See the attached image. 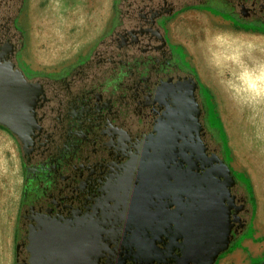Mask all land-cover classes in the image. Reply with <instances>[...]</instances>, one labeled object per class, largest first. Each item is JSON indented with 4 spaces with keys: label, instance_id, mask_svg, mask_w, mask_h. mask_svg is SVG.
I'll return each instance as SVG.
<instances>
[{
    "label": "flooded vegetation",
    "instance_id": "flooded-vegetation-1",
    "mask_svg": "<svg viewBox=\"0 0 264 264\" xmlns=\"http://www.w3.org/2000/svg\"><path fill=\"white\" fill-rule=\"evenodd\" d=\"M25 2L0 0V119L17 131L0 129L23 170L15 264H209L229 239L218 264L242 245L254 215L246 176L165 24L219 3L264 32V0H115L109 39L59 72L23 61Z\"/></svg>",
    "mask_w": 264,
    "mask_h": 264
},
{
    "label": "rangeland",
    "instance_id": "rangeland-1",
    "mask_svg": "<svg viewBox=\"0 0 264 264\" xmlns=\"http://www.w3.org/2000/svg\"><path fill=\"white\" fill-rule=\"evenodd\" d=\"M102 4L107 5L105 17L109 19L113 12L112 0H26L19 18L25 38L23 61L37 71L59 72L67 71L69 67L89 59L99 40L111 30L105 31L106 25H99L102 24ZM225 8L219 3H210L187 9L170 17L165 26L170 38L180 44V59L186 61L185 67L191 66L202 82L206 91L204 95L206 94L208 118L215 138L224 146L227 160L231 161L232 165L237 161L240 168L233 167L246 176L244 185L250 196L253 220L247 229V238L242 242L243 246H237L238 240L231 248L233 250L237 246L233 251L241 249L249 264H262L264 228L255 224L258 198L252 171L264 179V91H236L235 78H241L249 69L244 71L238 60L236 69L231 70L225 57H242L239 49L241 45L238 44L240 38L235 36L236 34L264 39V32L241 28ZM178 17L181 21L176 26L177 32L188 45L173 37L171 24ZM117 19L118 16L113 19L110 28L117 24ZM230 20H233L232 23ZM96 22L100 28L94 27ZM103 31L105 33L98 38ZM231 32H234L233 36ZM82 37L85 41L80 48L81 52L76 55L77 58L64 55L71 48L70 40L76 41ZM31 41L37 48L35 53L31 52L34 55L32 57L36 58L35 64L29 60L28 55ZM247 45L252 46L248 43ZM63 60L65 63H60ZM259 62L257 73L263 74L262 78L260 76V87L264 90V52ZM241 98L247 102L250 100L252 105L249 108L244 106ZM20 152L18 141L7 131L0 129V264H15V233L23 184ZM252 239L263 250L253 252L250 247V243L254 244Z\"/></svg>",
    "mask_w": 264,
    "mask_h": 264
},
{
    "label": "crops",
    "instance_id": "crops-1",
    "mask_svg": "<svg viewBox=\"0 0 264 264\" xmlns=\"http://www.w3.org/2000/svg\"><path fill=\"white\" fill-rule=\"evenodd\" d=\"M103 6H104L105 9H103ZM103 6H100L101 11H103L100 14V15H102L101 20H100V22L102 24L97 23L98 22L97 21L94 27L100 28L99 25L102 27L105 24L106 25L105 26L106 27L105 28V31H106V29H110V25L112 24V21H113V19L115 17V13H116L115 0H112V9H113V12H112V16L109 19H107L105 17L106 16V13H107V11H106L107 5L106 6L103 5ZM191 11H200V10H191ZM207 14H209V13H207ZM180 17H178L177 19L174 20L172 27L174 28V32H175L176 38L179 39L180 43L185 44V45H188V42L184 41V39H182L179 36V33L177 32L178 30H177L176 26L181 21L179 19ZM82 22H83V20H82ZM105 31L101 32V34L99 35L98 38H100L102 36V34L105 33ZM232 33H234V32H231V36H233ZM81 34H82V32L80 33V35ZM88 34H89V32H88ZM88 34H86V36H88ZM235 36H238L240 38V39H238L239 40L238 41V44L241 45L239 47V49H240L241 55L243 57L242 59L249 66V68H248L249 71H246L245 73H243L241 75L242 76L241 78H238V77L235 78V85L237 86L235 90L236 91H239V92H242V93H244L246 91L247 92H255V93H257V91L258 92L259 91H264L263 89H261V87L259 85L261 83V81H262L261 78H262V75L263 74H261L260 72L257 73V71H259L258 68H257L258 65H259V63H260L259 61H260V58L263 56V52H264V39L250 37L248 35L247 36H244V35H239V34H236ZM84 37H82L81 39H77L76 41L70 40V46H71V48L64 55H66L67 57L68 56H75V58L74 57L73 58L76 59L77 58L76 55L81 52V49L80 48L84 44V41H85V40H83ZM95 41H93V44L95 43ZM30 43L31 44H29V49H28L29 60L32 61L35 64L36 58H33L32 57L34 55L31 52H34V50L37 49V48H35L36 45L34 46V43L32 41ZM247 43L248 44H251L252 46H248ZM85 51L87 52V49ZM225 59H226V64L230 67L231 70L236 69V67L238 66V63H237V61L239 60L238 57L237 58L236 57L234 58L232 56H229L228 58L225 57ZM60 63H65V60L61 61ZM65 65H63V66H65ZM252 71H254V72H252ZM243 76H245V77H243ZM260 76H261V78H260ZM248 77L249 78H252V79H249ZM249 81H250V83H249ZM254 86H256V88ZM258 87H260L259 90H258ZM240 100L242 101L243 105L244 106H247L248 108L252 105L250 103V100H249V102L245 101L244 98L243 99L241 98ZM233 166L236 169L240 168V166H239V164H238L237 161L233 162ZM252 180H253V185H254V188H255V194H256V197L258 198V208H257V214H256L255 224H256L257 227L264 228V179H262L258 173L252 171ZM252 243H254V240L253 239H252ZM250 245H251L250 246L251 249L255 253H258L261 250H263V248L261 249V247L256 242L254 244H251L250 243ZM242 246H243V244H242ZM218 264H249V261L248 260H245V254H244V252L241 249H238V250H235L233 252H230V253L226 254L224 257H222L219 260Z\"/></svg>",
    "mask_w": 264,
    "mask_h": 264
},
{
    "label": "water",
    "instance_id": "water-1",
    "mask_svg": "<svg viewBox=\"0 0 264 264\" xmlns=\"http://www.w3.org/2000/svg\"><path fill=\"white\" fill-rule=\"evenodd\" d=\"M0 122L3 123L4 125L8 126L9 128L17 131V129L15 128L16 125H17V123L10 122V119H6V118H4V120L3 119H0ZM14 124H16V125H14ZM22 124L23 123H21V124L18 123V126H20ZM225 242L226 243H225V245L223 247L216 248V250L214 251V253H212V255H211V258L212 259H211V261L208 262L209 264H214L215 261H216V258L218 257V255L221 252L225 251L229 247V243H230L229 242V239L227 241H225ZM262 264H264V262Z\"/></svg>",
    "mask_w": 264,
    "mask_h": 264
},
{
    "label": "trees",
    "instance_id": "trees-1",
    "mask_svg": "<svg viewBox=\"0 0 264 264\" xmlns=\"http://www.w3.org/2000/svg\"><path fill=\"white\" fill-rule=\"evenodd\" d=\"M122 1L123 0H117V7L120 6V4H121ZM126 1L127 0H125V2ZM187 9H189V6L182 8V10H187ZM109 37H110V33H108L107 35H105L104 37H102L101 40H99V42L96 44V47L94 48V51L97 50L99 48V46H101L105 41H107L109 39ZM223 132H225L224 129H223Z\"/></svg>",
    "mask_w": 264,
    "mask_h": 264
},
{
    "label": "bare ground",
    "instance_id": "bare-ground-1",
    "mask_svg": "<svg viewBox=\"0 0 264 264\" xmlns=\"http://www.w3.org/2000/svg\"><path fill=\"white\" fill-rule=\"evenodd\" d=\"M263 57V56H262ZM237 58V57H236ZM243 57H240V56H238V59H239V61H240V67H242V69H244V71H246L247 70V68H249V66L243 61V59H242ZM255 59V58H254ZM262 66V65H261ZM263 71V70H262ZM242 72V71H241ZM251 73V72H250ZM248 74V73H247ZM257 74V73H256ZM260 75V74H259ZM243 77H245V76H243ZM253 77V76H252ZM258 77V76H257ZM256 77V78H257ZM249 78V77H248ZM249 79H252V78H249ZM252 82V81H251ZM255 82V81H254ZM262 82V81H261ZM263 82H264V80H263ZM249 83H250V81H249ZM238 84V83H237ZM263 84V83H262ZM240 85V84H239ZM258 85V84H257ZM260 85V84H259ZM245 86V85H244ZM240 87V86H239ZM238 87V88H239ZM243 87V86H242ZM255 88H256V86H254ZM262 87V86H261ZM185 89V88H184ZM260 89V87H258V90ZM244 92V91H243ZM247 92V91H246ZM258 92V91H257ZM240 93H242V92H240ZM261 93V92H260ZM259 93V94H260ZM262 94V93H261ZM253 96V95H252ZM255 99V98H254ZM251 102V101H250ZM264 102V101H263ZM262 102V103H263ZM248 104V103H247ZM256 106V105H255ZM256 109V108H255ZM258 109H259V107H258ZM253 111V110H252ZM261 112V111H260ZM254 113V112H253ZM264 136V135H263ZM181 148V147H180ZM185 153V152H184Z\"/></svg>",
    "mask_w": 264,
    "mask_h": 264
}]
</instances>
